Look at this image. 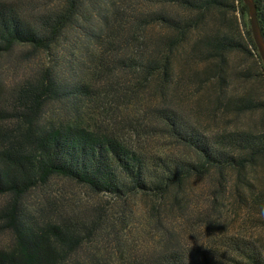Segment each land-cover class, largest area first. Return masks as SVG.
<instances>
[{"label":"trees","instance_id":"1","mask_svg":"<svg viewBox=\"0 0 264 264\" xmlns=\"http://www.w3.org/2000/svg\"><path fill=\"white\" fill-rule=\"evenodd\" d=\"M47 2L49 7L38 8L37 4L33 13L25 14L17 2L0 0V54L17 46L28 47L24 55L39 51L53 54L57 47H65L68 30L75 31L70 47H65L70 52L81 47L79 43L86 50L99 48L91 53L85 70L83 59L78 62L66 57L68 62L59 65L72 63L71 76L56 67L58 61L56 66L41 67L14 88L12 101L0 105V194L7 195L0 207V226L12 234L9 248H0V264H67L69 255L83 241L74 224L64 219L36 224L24 207L27 192L56 175L121 199L147 196L152 215L162 213L166 218L176 205L185 221L194 211L186 196L188 183L206 177L215 188L208 190L209 210L200 213L202 221L210 225L219 218L215 212L221 210L219 205L226 206L225 192L232 186L254 225L264 227V185L256 187L249 177L251 169L264 165V126L210 132L200 124L201 114H215L217 103L224 111L239 114L264 112V102L248 94L225 96L219 90L214 108L209 98L205 103L197 99L187 112L175 103L177 88H201L213 73L221 85V66L229 53L239 50L260 59L243 0ZM254 3L264 37V0ZM236 10L243 17L246 40L237 21L232 20L226 22L225 29L198 34L185 49L181 68L176 70L179 76L176 73L174 79L173 57L187 45L191 34L204 26L205 18L222 24L225 16ZM153 24L162 26L165 33L147 34L145 28ZM201 61L206 65L200 71L186 72V65ZM260 67L264 70L262 64ZM85 71L88 77H82ZM114 71L128 76L123 86L130 98L144 92L160 97L158 103L142 110L144 126L140 130L150 136H165L185 152L142 150L82 121L80 101L92 95L95 81L114 76ZM117 83L115 77L110 86ZM57 109H62L63 118H57ZM229 177L234 178L233 183ZM196 213L195 218L199 216ZM215 239V245L205 248L169 237L162 250L130 264H264V243L258 239L241 233H223Z\"/></svg>","mask_w":264,"mask_h":264},{"label":"rangeland","instance_id":"2","mask_svg":"<svg viewBox=\"0 0 264 264\" xmlns=\"http://www.w3.org/2000/svg\"><path fill=\"white\" fill-rule=\"evenodd\" d=\"M17 2L19 9L25 13H33L37 4L41 8L47 5L48 0H10ZM50 4V3H48ZM51 5V4H50ZM249 25L248 13L245 16ZM237 21L239 33L246 40L243 25V17L239 10L228 13L224 22H215L213 18L207 17L200 29L191 34V39L185 47H181L176 56L173 57L174 79L176 70L181 68L185 49L191 45L198 34L211 32L212 29L221 27L225 29L230 21ZM227 22V23H226ZM145 32L152 35L164 34L165 29L153 24L145 28ZM74 30H68L64 46L70 47ZM75 47L70 52L65 47H57L53 54L39 51L35 54L24 55L28 47H14L7 53L0 54V105L12 101L14 88L25 79L32 77L41 67L55 65L58 61V69L67 76L73 72L72 67L59 65L67 63L68 59L81 61L82 66L88 67L91 62V53H97L99 47H91L86 50L84 44ZM73 48V47H72ZM71 49V48H69ZM72 53V54H71ZM262 61L255 54L234 51L225 57L222 63V75L224 80L218 85L217 76L211 74V80L201 88L185 85L177 88L175 103L187 112L197 99L203 103L211 99L216 104V93L221 90L227 95L248 94L264 102V70L261 69ZM205 61L189 63L185 66L186 72L200 71ZM263 66V65H262ZM87 71V70H86ZM84 72L82 77H88ZM69 72V73H68ZM114 76L103 78L93 86L95 91L80 101L79 113L82 121L95 130L116 134L127 144L147 151H168L178 153L186 151L170 143L169 138L158 135H147L140 130L144 126L142 110L148 105L158 103L160 97L156 94L144 92L138 98H130L127 95L123 83L127 81L126 73L114 71ZM179 76V74L177 75ZM117 78L116 86H110ZM120 82V83H119ZM107 87H106V86ZM196 86V85H195ZM181 89V90H180ZM209 95V96H208ZM166 98H168L166 96ZM4 102V103H3ZM59 104H56L57 107ZM60 107V106H59ZM58 107V108H59ZM215 114L202 113L200 116L201 126L210 132L221 129H259L264 126V112L261 110L246 111L239 114L224 111L222 104L217 103ZM56 116L62 117V109H57ZM251 182L256 186L264 185V165H257L249 172ZM233 177L229 182L233 183ZM228 182V184H229ZM213 183L206 177L192 178L188 183L187 197L190 200V209H193L192 218L188 221L175 205L166 213L152 215L147 209V196H130L121 199L118 196L95 192L85 184L61 176L51 177L47 183L38 184L31 188L24 197L23 203L27 213L36 224H44L47 221L66 220L74 224L78 234L84 239L78 247L67 258V264H130L131 261H140L156 254L167 245V238L181 239L187 246H198L210 248L216 244V235L223 233H238L254 237L264 243V227L254 225L252 218L242 207L240 199L236 198L233 187L227 188L225 192L226 206H218L215 215L219 218L213 220V224L202 221L200 213L208 212L207 195L208 190L214 189ZM228 186V185H227ZM7 195L0 194V207L4 204ZM194 212L198 214L197 218ZM187 215V213H186ZM74 228V227H73ZM12 243V234L9 229L0 226V248H9Z\"/></svg>","mask_w":264,"mask_h":264},{"label":"water","instance_id":"3","mask_svg":"<svg viewBox=\"0 0 264 264\" xmlns=\"http://www.w3.org/2000/svg\"><path fill=\"white\" fill-rule=\"evenodd\" d=\"M243 2L247 5V13L249 18L248 20H249L251 35L257 47V51L264 68V37L258 23L256 6L254 0H243Z\"/></svg>","mask_w":264,"mask_h":264}]
</instances>
